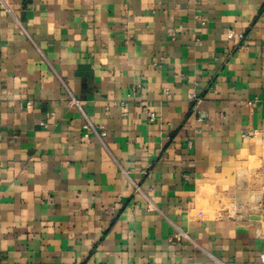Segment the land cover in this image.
I'll return each instance as SVG.
<instances>
[{"label": "crops", "instance_id": "crops-1", "mask_svg": "<svg viewBox=\"0 0 264 264\" xmlns=\"http://www.w3.org/2000/svg\"><path fill=\"white\" fill-rule=\"evenodd\" d=\"M263 166L264 0H0V264H263Z\"/></svg>", "mask_w": 264, "mask_h": 264}, {"label": "built area", "instance_id": "built-area-1", "mask_svg": "<svg viewBox=\"0 0 264 264\" xmlns=\"http://www.w3.org/2000/svg\"><path fill=\"white\" fill-rule=\"evenodd\" d=\"M227 37H228L229 39L234 38V37H236L238 40H242V39H243V35H242V34H235V33L232 32V31H228V32H227ZM75 103H76V102H75ZM76 104H77V103H76ZM77 105H78V104H77ZM143 109L146 110L145 106L143 107ZM147 115H148L149 120H153V119H154L153 114H151V113H147ZM261 172H262V174H264V166L261 168ZM261 203H262V205L264 206V190H263V192H262V194H261ZM260 259H261V262L264 264V252L261 254Z\"/></svg>", "mask_w": 264, "mask_h": 264}, {"label": "rangeland", "instance_id": "rangeland-1", "mask_svg": "<svg viewBox=\"0 0 264 264\" xmlns=\"http://www.w3.org/2000/svg\"><path fill=\"white\" fill-rule=\"evenodd\" d=\"M224 205H225V203H224Z\"/></svg>", "mask_w": 264, "mask_h": 264}]
</instances>
